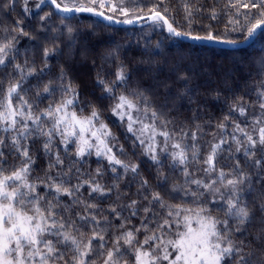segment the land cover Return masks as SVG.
Here are the masks:
<instances>
[{"label": "snow or ice", "instance_id": "obj_1", "mask_svg": "<svg viewBox=\"0 0 264 264\" xmlns=\"http://www.w3.org/2000/svg\"><path fill=\"white\" fill-rule=\"evenodd\" d=\"M180 12L0 0V264H264V0ZM209 44L259 55L220 72Z\"/></svg>", "mask_w": 264, "mask_h": 264}, {"label": "trees", "instance_id": "obj_2", "mask_svg": "<svg viewBox=\"0 0 264 264\" xmlns=\"http://www.w3.org/2000/svg\"><path fill=\"white\" fill-rule=\"evenodd\" d=\"M170 4L176 7V12H177V19L180 18V2L181 0H169ZM202 3H205L208 6H211L213 2L219 7L223 3H226V0H201ZM35 11V9H33ZM227 17L222 15L220 17V22L218 24V27L223 29L224 23L226 22ZM90 22V21H89ZM120 31V36L124 38L122 42H131L133 45H135V41L140 38L141 33H147L149 30L146 26H140V27H132V28H119ZM125 30H127V35H125ZM163 39V37H158L156 35H152L150 37V40L152 43H155L157 39ZM235 38V37H233ZM141 44L144 43V40L141 39ZM171 42L168 40H164V46H168ZM189 43V42H186ZM259 45H255L254 47H247L244 49H238V50H229V49H221V48H216V47H211L207 45V48H210L211 51H205L201 53V55L208 56L212 59V62L216 67V70L220 72L226 71L232 63L233 58H238L241 56H247L250 58H255L259 55L257 51H255V48H258ZM174 51H180L178 49L173 48ZM132 54H135V48L133 47ZM220 65H223V67H219ZM90 87L89 89L85 90V92L92 91L91 88V82L89 81ZM97 92L99 91L98 89L96 90ZM202 99V98H201ZM203 102V101H202ZM46 103V102H45ZM104 103H108L105 101ZM223 106L220 104L215 103L214 101L209 100L208 101V109L209 111L205 113L206 117H211L213 120V123L216 122V119L222 116L221 108ZM227 109H224V112L226 113ZM190 113H188L186 110L183 111V116H187ZM107 122L110 124V126L113 128V131L117 133V135L120 136V142L125 144L126 148H129V156L135 159L136 157L132 156L131 149L129 142L125 140V135H124V130L121 127H118L114 121V118H111L107 113L104 114L103 117ZM214 129H206V131L211 132ZM229 131H231V128H229ZM210 136H206L205 139H210ZM139 150H137L138 153ZM44 161L40 160L38 162V166H43ZM92 169H95L97 167L95 163V158L93 157V162L91 165ZM143 167V166H142ZM85 168H87V165H85ZM110 179V178H108ZM75 183V181H73ZM84 196L87 197V191L85 190Z\"/></svg>", "mask_w": 264, "mask_h": 264}, {"label": "water", "instance_id": "obj_3", "mask_svg": "<svg viewBox=\"0 0 264 264\" xmlns=\"http://www.w3.org/2000/svg\"><path fill=\"white\" fill-rule=\"evenodd\" d=\"M140 26H144V25H140V24L123 25V24H121V25H116V28H132V27H140ZM197 43H199V42H197ZM208 46L221 48V49H229V50H238V49H244V48L248 47V45H244V44H238V45L209 44Z\"/></svg>", "mask_w": 264, "mask_h": 264}]
</instances>
